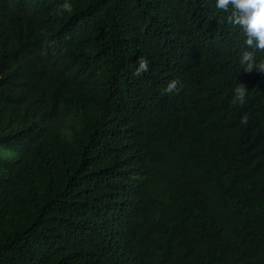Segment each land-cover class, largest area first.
I'll use <instances>...</instances> for the list:
<instances>
[{"label": "trees", "instance_id": "1", "mask_svg": "<svg viewBox=\"0 0 264 264\" xmlns=\"http://www.w3.org/2000/svg\"><path fill=\"white\" fill-rule=\"evenodd\" d=\"M65 2L19 0L11 28L37 52L13 47L0 73L82 134L46 184L0 162V264H264V72L240 64L264 51L216 0ZM240 83L246 102L232 105Z\"/></svg>", "mask_w": 264, "mask_h": 264}, {"label": "clouds", "instance_id": "2", "mask_svg": "<svg viewBox=\"0 0 264 264\" xmlns=\"http://www.w3.org/2000/svg\"><path fill=\"white\" fill-rule=\"evenodd\" d=\"M20 7L19 0H0V65L5 66L2 56L13 47L18 46L30 56L37 52L29 40L30 34L14 32L12 20L14 12ZM215 7L221 11H232L228 22L238 25L246 36L245 44L249 48L264 51V0H216ZM61 12H71L72 5L66 2L60 6ZM59 14V13H58ZM245 72L254 69L264 72V59L258 63L253 52L245 51L240 59ZM149 71V61L145 58L138 60V66L133 73L139 77ZM179 81L173 79L165 93H178ZM25 81L21 78L6 79L0 73V162L8 177L13 175L29 177L34 180V187L50 182L42 169L54 159L66 145L79 138L82 120L75 115L44 106L30 101L25 93ZM248 89L240 83L234 89L232 105H243L246 102ZM245 114L242 124H247ZM79 127V128H78ZM41 201L47 198L41 195ZM86 239L93 240L89 235ZM74 235H71L65 252H71ZM114 264H151L150 258H130L118 256Z\"/></svg>", "mask_w": 264, "mask_h": 264}]
</instances>
